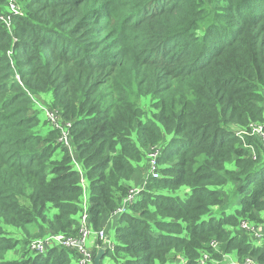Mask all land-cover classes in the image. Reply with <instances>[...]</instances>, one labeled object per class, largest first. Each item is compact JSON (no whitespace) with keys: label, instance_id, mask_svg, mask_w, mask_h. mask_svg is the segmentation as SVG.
Here are the masks:
<instances>
[{"label":"trees","instance_id":"1","mask_svg":"<svg viewBox=\"0 0 264 264\" xmlns=\"http://www.w3.org/2000/svg\"><path fill=\"white\" fill-rule=\"evenodd\" d=\"M18 4L0 0V264H74L72 249L31 244L76 235L86 189L88 224L105 228L134 175L145 188L117 216L105 259L222 264L232 252L264 264V244L241 227L264 222V138L253 130L264 133V0ZM40 104L72 123L69 145ZM19 245L23 256L7 260Z\"/></svg>","mask_w":264,"mask_h":264},{"label":"built area","instance_id":"2","mask_svg":"<svg viewBox=\"0 0 264 264\" xmlns=\"http://www.w3.org/2000/svg\"><path fill=\"white\" fill-rule=\"evenodd\" d=\"M10 9L12 11L20 12L19 6L17 7L15 4H10ZM40 109L45 113V118L49 122L50 126L60 131V140L63 141L66 145H69V128L71 127V122L63 123L60 118V113L58 109L47 107L45 104H40ZM262 126H255L254 131L260 133V135L264 138V133L262 131ZM160 148L159 147H152L151 150L148 152V167H149V174L153 178H157L160 175L159 163H158V156L160 155ZM146 182L144 183V185ZM143 187V186H142ZM143 188L138 187H131L129 189L128 194L124 197L122 205L119 206L116 210H114L109 217V221L111 219H116L117 216L127 212L129 207L136 202L138 196L143 191ZM87 202L86 199L84 200V211L81 216L80 227L79 231L76 235L71 234H64V233H57V234H50L41 239H36L31 244V250L37 254H43L48 249L53 248L55 246L60 247H67L76 251L78 255V262L77 264H94L95 253L94 249L91 248L89 245V241L92 237H95L96 241H102V246L106 245L108 248H114V242H112L106 231V228H103L99 231H94L88 224V217H87ZM264 225V224H263ZM242 229L254 233L256 238L261 239L264 234V229L261 228L260 224H252L244 221L242 223ZM213 247L218 248V243L216 241L211 242ZM101 247V246H100ZM182 261L183 258L179 257ZM211 258L208 254H204L203 257L199 260L198 264H207ZM228 264H258L255 259L253 258H246L242 263L230 262Z\"/></svg>","mask_w":264,"mask_h":264},{"label":"rangeland","instance_id":"3","mask_svg":"<svg viewBox=\"0 0 264 264\" xmlns=\"http://www.w3.org/2000/svg\"><path fill=\"white\" fill-rule=\"evenodd\" d=\"M10 4H15L17 7H18V0H10ZM140 106L147 112V114L150 116L151 114L149 113L150 112V109H151V98L149 96L147 97H143L140 101ZM40 117L42 119H46L45 118V113L43 111L40 112ZM42 122H45V121H42ZM48 124V123H47ZM160 154V153H159ZM137 167H139V165H137ZM143 178V176H142ZM142 178H140L139 176H136L134 175V177L128 181V184L130 185V187H138V188H141L142 186H144V182L142 183ZM142 184V185H141ZM88 183L86 184V188L88 187ZM136 185H141V186H136ZM230 186H226L224 187L225 191L227 192V195L229 193L230 197H231V194H230V190L229 189ZM185 191L186 189L185 188H182L180 191H179V195L180 196H185ZM88 197L87 196V189H86V195L84 196V198H86V202H87V206H88V203H89V200H88ZM114 220V219H113ZM112 221V219H111ZM242 223H244V221H242ZM242 223H241V227H242ZM264 222L260 223V226L262 229H264ZM107 225V224H106ZM113 235V233H111ZM254 234V233H253ZM113 238H114V235H113ZM252 239H256L257 241H259L260 243H263L264 244V234L263 236L261 237V239H258L256 238L255 234L254 236L252 235ZM27 247H24L22 245H19L17 250H14V251H9L7 254H6V259L7 260H13V259H20V257L23 256L24 254V250L26 249ZM92 248V247H91ZM94 249V253L96 254L97 252V247L95 248H92ZM179 258V257H178ZM222 264H228L230 263L231 261H235L236 256H235V253H226V254H223V257H222ZM78 262V258L75 260L74 263H77ZM105 264H113L112 261L110 259H105Z\"/></svg>","mask_w":264,"mask_h":264},{"label":"crops","instance_id":"4","mask_svg":"<svg viewBox=\"0 0 264 264\" xmlns=\"http://www.w3.org/2000/svg\"><path fill=\"white\" fill-rule=\"evenodd\" d=\"M144 178H145V176H144ZM146 182V178L144 179V180H142V183L143 182ZM144 182V183H145ZM142 185V184H141ZM141 185H136V186H141ZM141 188H143V187H141ZM86 199V198H85ZM84 199V200H85ZM115 222H116V219L115 220H112V221H108V222H106V224H105V228H106V231H107V233H108V237H109V239L113 242V240H114V238H113V235H114V237H115V228H116V225H115ZM111 233H113V235L111 234ZM97 244H98V242L96 241V239H95V237H92L91 239H90V241H89V245L92 247V248H95V247H97ZM75 264V263H74Z\"/></svg>","mask_w":264,"mask_h":264},{"label":"water","instance_id":"5","mask_svg":"<svg viewBox=\"0 0 264 264\" xmlns=\"http://www.w3.org/2000/svg\"><path fill=\"white\" fill-rule=\"evenodd\" d=\"M107 249L108 247L106 245H103L102 247H99L97 249V252L94 258V264H102V261H104L105 256H106Z\"/></svg>","mask_w":264,"mask_h":264},{"label":"clouds","instance_id":"6","mask_svg":"<svg viewBox=\"0 0 264 264\" xmlns=\"http://www.w3.org/2000/svg\"><path fill=\"white\" fill-rule=\"evenodd\" d=\"M145 188V185L143 186ZM131 188V187H130ZM85 199V198H84ZM102 247V246H101Z\"/></svg>","mask_w":264,"mask_h":264}]
</instances>
